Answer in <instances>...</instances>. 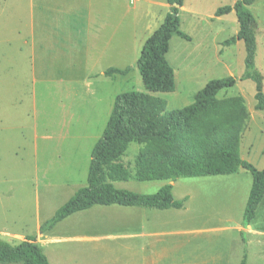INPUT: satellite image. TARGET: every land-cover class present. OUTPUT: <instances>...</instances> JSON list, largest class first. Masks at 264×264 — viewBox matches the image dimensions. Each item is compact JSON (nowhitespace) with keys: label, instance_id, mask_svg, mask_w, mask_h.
<instances>
[{"label":"rangeland","instance_id":"374dc122","mask_svg":"<svg viewBox=\"0 0 264 264\" xmlns=\"http://www.w3.org/2000/svg\"><path fill=\"white\" fill-rule=\"evenodd\" d=\"M232 1L202 0L199 6L201 13L208 15L213 14L210 10L216 4L224 6ZM187 3L191 5L194 0H187ZM34 13L36 17L37 10ZM251 13L259 27L256 33L255 67L262 76L264 94V0H257ZM187 18L186 14L180 18V30L185 33L191 21ZM29 22L28 0H0V197L7 198L8 195L6 212L9 207L11 217L20 220L21 226H28L30 232L34 233L37 200L40 219L45 222L69 196L86 186L91 150L101 137L114 98L131 91L148 92L135 64L133 72L129 71L123 76H106L101 80L100 77L85 75L83 71L75 73L60 68L68 62L62 54L61 63L45 62L40 55L51 57L49 53H62L59 48L54 50L53 43L49 44L48 41L43 46L36 45L34 56L37 66L32 71L31 51L25 45ZM237 32L238 23L233 15L228 18L227 26L219 38L229 40ZM199 38L183 47L180 44L184 42L177 36L170 38L166 59L171 63L172 56H177L175 65L179 68V82L175 80V89L171 93L152 95L166 102L164 114H168L192 104L194 95L210 80L234 78V87L220 91L217 97L240 96L244 99L249 119L240 142V157L259 170L264 165V115L255 110V83L249 79L241 80L245 71L244 44L237 41L230 46L222 45L220 49L223 50L224 64L214 67L215 50L208 49L212 43L207 44L206 41L201 44ZM38 46H42L43 53ZM184 47L185 50L194 49L196 54L202 49L206 53H201L195 65L191 61L184 63V59L178 57L180 49L184 54ZM142 148L143 145L130 143L121 158L124 166H130L132 175L135 158ZM247 178L252 179L248 173L241 171L239 178L208 176L173 181L171 194L174 200L188 198L184 202V209L170 212L169 217H163L168 221L160 219L158 224H172L177 232L184 227L201 229L203 226H233L243 211L240 204ZM167 184L168 181L138 182L130 178L127 182L113 185L119 190L147 195L156 193ZM105 217L110 218L111 215L100 213L97 216L101 221L99 225L90 224L88 228L87 214L76 216L56 225L52 235L74 238L93 235L88 230L95 228L111 230L114 226L110 221L104 223L101 220ZM156 240L168 244V247L183 245L181 235ZM247 241L245 234L207 232L191 236L190 247L202 245L229 250L234 258L245 250ZM61 247H94V244L80 242L63 244Z\"/></svg>","mask_w":264,"mask_h":264},{"label":"trees","instance_id":"16d2710c","mask_svg":"<svg viewBox=\"0 0 264 264\" xmlns=\"http://www.w3.org/2000/svg\"><path fill=\"white\" fill-rule=\"evenodd\" d=\"M255 0H238L232 6L215 11L216 17L235 13L238 32L223 44H244V74L241 80L255 83V110L264 115L262 76L255 67L257 22L249 7ZM169 13L160 26L144 42L136 61L144 88L148 93L126 92L116 96L101 137L94 144L86 186L75 194L41 227L42 234L52 230L69 216L94 206L117 205L146 209H182L183 200H174L172 186L164 185L154 194H137L119 190L114 183L175 181L180 178L229 176L248 173L252 185L244 208L246 226L264 196V166L258 170L240 157V142L249 113L242 97L218 98V93L234 87L232 77L210 80L194 95L193 102L179 110L164 114L166 102L153 96L175 89L174 71L166 59L170 38L189 37L180 30L179 8L183 0H166ZM130 68H110L105 76L126 75ZM130 143L143 145L138 152L133 175L121 158ZM34 237L15 245L0 239V264H49ZM240 264H246L244 254Z\"/></svg>","mask_w":264,"mask_h":264},{"label":"crops","instance_id":"0c3cea01","mask_svg":"<svg viewBox=\"0 0 264 264\" xmlns=\"http://www.w3.org/2000/svg\"><path fill=\"white\" fill-rule=\"evenodd\" d=\"M236 1L238 0H233L224 6H232ZM256 1L249 7L250 12ZM201 2L202 0H194V3L190 5L187 0H183L178 17L179 22L183 14L191 19L187 32H183L189 37V40L177 37L184 42L180 44L182 47L196 42L195 40L199 37L201 44L206 41L207 44L212 43L207 46L208 49L215 50V67L224 64L222 61L223 50L220 47L225 46L223 43L227 40L219 37L227 26L228 18H231L235 13L231 12L228 15L216 17L215 11L223 7V4L222 6L216 4L210 10L213 14L203 15L199 6ZM28 3L30 29L25 45L31 51L32 71H34L37 60L34 56L36 45L43 46L45 41H48L49 44L53 43L54 50L59 48L62 53L59 52V55L49 53L52 55L51 57L40 55V58L45 59V62L48 60L61 63L63 61L60 58L62 54L68 62L60 68H66L75 73L83 71L85 75L100 77L101 80L105 79L104 73L110 68L118 70L130 68V72L134 71V64H136L144 42L160 26L170 10L166 0H28ZM34 10H37L36 17ZM207 20L209 21L207 22ZM257 32H259L258 23ZM42 46H38L41 51L43 50ZM185 48L182 50L184 54L180 51L181 49L179 50L178 57L184 59V63L191 61L192 65H195L196 59L206 53L204 49L196 54L194 49L185 50ZM172 57L171 63L175 65L178 58L176 55ZM128 60L130 62L127 63ZM168 63L173 68L174 80L179 82V68L176 65L173 66L169 61ZM240 172L229 176L239 178ZM246 180L240 204L243 211L252 185V179L247 178ZM172 182L168 181L167 185L172 186ZM5 198L6 196L0 197V239L15 245L28 237H34L36 243L41 246L49 264H240L244 254L246 255V264H264V196L255 211L254 218L246 226L241 224L244 213L242 211L238 222L233 226H203L201 229L184 227L182 231L178 232L173 229L172 224L170 226L169 223L162 222L160 225L158 222L160 219L168 221L164 220L165 217H169L170 212L184 209V205L179 210H157L117 205L94 206L75 213L62 222L87 214L88 228H90V224L99 225L101 221L99 222L100 218L97 216L100 213H106L111 217L101 218L102 222L110 221L114 227H111V230L95 228V230H88L92 231L93 235L74 238L54 236L52 235L53 229L44 234L40 232V227L46 221L43 222L44 220L40 219L37 198L35 234L30 232L28 226H21L20 220L11 217L9 207L6 212L5 201H7L8 195ZM187 198H184L183 201L185 202ZM60 224L62 223L60 222ZM227 231L235 232L238 235L245 234L248 237L247 247L242 250L240 256L237 253L233 258L229 250L217 247H202V245L190 247L191 236L207 232L223 233ZM175 235L183 236L182 247H168V244L156 240L157 238H173ZM80 242L93 243L94 247H61L63 244H78ZM217 251L220 253L217 254Z\"/></svg>","mask_w":264,"mask_h":264}]
</instances>
